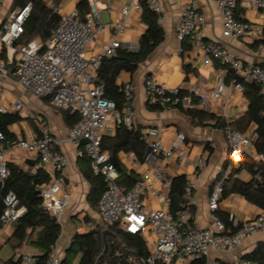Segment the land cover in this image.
Returning <instances> with one entry per match:
<instances>
[{"label":"built area","instance_id":"2783aa9c","mask_svg":"<svg viewBox=\"0 0 264 264\" xmlns=\"http://www.w3.org/2000/svg\"><path fill=\"white\" fill-rule=\"evenodd\" d=\"M43 1L58 14V22L44 41L32 39L22 43L20 38L25 32L24 23L31 11V3L10 9V3L6 8L5 0H0V77L15 81L36 98L47 99L54 108L77 115V121L67 129L66 140L78 149V155H84L89 160L92 173L102 176L105 182V190L97 201V213L105 228L139 233L148 250L145 264H182L183 261L208 260L211 252L230 253L253 233L264 234V211L247 222L229 215V225L213 214L218 208L223 179L230 171L239 168L246 155L264 158L263 155L254 153L248 134L225 130L228 156L222 176L214 183L208 199V209L213 218L212 229L195 228L189 221L190 211L197 203L196 184L192 177L185 179L183 208L176 217L169 213L170 181L166 166L171 162H178L185 167L189 163L182 133H178L167 145L152 132L144 133L152 156L158 157L160 162L143 167L128 189L118 183L119 172L111 162L110 153L101 148V139L111 127L122 125L132 130L135 126L130 106L132 86L129 83L121 85L124 106L119 110L112 101L103 97L102 85L94 82L97 69L103 59L113 55L116 49L123 46L135 48L130 43L122 45L120 37L130 27L132 13H141L142 3L154 12L159 24L162 22L161 1L127 0L119 7L118 17L106 24L99 17V0H87L89 12L83 18L77 7L61 11L58 3ZM180 1V17L176 27L178 43L191 39V49L205 64L219 63L228 67L241 81L233 80L229 84L237 92H242V82H253L264 93V65L244 63L223 42V39L249 42L264 37V0H212L220 13L221 40L210 42L204 41L200 36L199 29L204 16L198 11V0ZM238 3L256 9L262 22L239 19L235 15ZM107 8H112V4H107ZM106 32H111L113 36L106 42H101V36ZM143 87L145 102L149 105H158L165 110L178 103L186 104V99L178 96L179 87H167L151 77L144 79ZM225 89V82L219 79L209 90L194 87L191 92L207 106L211 101L220 100ZM1 92L0 88V95ZM24 109L23 103L16 99L6 112ZM30 116L38 121L36 115ZM37 125V136L27 134L18 137L11 144L5 141L0 131V184L9 175V156L12 153L34 155L48 176V181L39 188L41 205L61 224V215L70 203L69 193L64 189L63 176L68 159L56 148L58 141L51 135L48 125L40 121ZM148 195L162 197L164 206L146 208L144 199ZM3 204L0 228L5 229L23 214L24 207L18 204L12 192L4 195ZM60 261V252L54 245L44 264H60ZM20 264H36V259L32 255H22ZM211 264L222 263L212 261ZM230 264L259 263L239 259Z\"/></svg>","mask_w":264,"mask_h":264},{"label":"crops","instance_id":"0c3cea01","mask_svg":"<svg viewBox=\"0 0 264 264\" xmlns=\"http://www.w3.org/2000/svg\"><path fill=\"white\" fill-rule=\"evenodd\" d=\"M13 0H5L6 8L12 9ZM52 1V0H51ZM79 0H58L61 11H68L76 7ZM163 8V19L160 23L163 30V40L158 44L145 61L140 63L132 73L122 72L116 79V84L121 87L124 83L132 86L133 98L131 100L132 119L135 128H139L144 134L152 132L160 138L163 144H169L178 133L185 137L184 144L187 149L189 163L182 167L178 162H171L166 166V173L169 181L177 176L184 175L185 179L192 177L196 184L195 197L196 206L193 208L192 226L199 229H212V213L208 209V199L213 190L214 183L222 176L228 156V142L225 137V130L213 126V120H208L204 125H196L191 119L182 113L177 107L170 109L151 111L146 107L143 82L147 77L153 78L156 82L167 87H179L187 92L186 104L184 108H195L207 111L210 115L221 117L225 121H235L246 110V99L242 92L226 84V89L222 98L211 101L205 106L197 97L192 95L194 87L203 90L213 88L215 83L221 79L224 81L228 67L223 64H205L193 49L180 50V44L176 40V27L179 22L181 1L180 0H160ZM127 0H99L97 7L102 23L106 24L119 15V7ZM107 4H112V8H107ZM15 9V8H14ZM198 11L204 16V22L199 32L206 42L221 40V19L216 4L212 0H198ZM104 13L105 21L101 14ZM235 15L250 22H262L259 12L243 3H238ZM145 26L140 20V13L133 12L130 27L124 35L120 37L123 44L130 43L137 45L139 37L143 34ZM113 36L111 32H106L101 36L100 41L106 42ZM255 41L240 42L233 39H223L224 44L244 63L252 65H264V45H256ZM191 47V39L186 41ZM123 48H128L123 46ZM129 49V48H128ZM19 86L15 81L0 77V109L6 112L10 105L17 99L20 100L25 109L18 112L24 120L11 127V131L18 137L27 134L38 135V127H33L30 122L31 112L39 119L43 120L50 129L51 135L58 141L56 148L68 159V165L63 170L64 189L69 193L70 203L61 215V233L55 243L59 250L61 259L65 249L69 246L74 233H83L97 226L101 231L105 226L101 223L97 213V203L91 206L88 200L90 184L83 176V170L88 166L86 158L78 155V149L66 140V132L69 127L65 126L61 109L47 108L39 104L40 107L34 112L32 96L28 91L17 92L15 86ZM25 93L28 94L26 97ZM32 96V97H31ZM41 99V98H40ZM15 112V111H12ZM33 115V114H32ZM26 124L30 129H23L18 132L19 124ZM34 123V122H32ZM115 128L111 127L105 136H113ZM250 136V134H248ZM121 166L128 172L139 176L143 167L153 162H160L158 157H153L151 152L145 153L144 161L135 160L132 153L119 152L117 154ZM252 157L256 158L255 155ZM9 164L18 166L24 171L35 172L40 167V163L34 155L27 156L22 152H15L9 156ZM44 171V170H43ZM241 179H247L248 175L242 171L239 175ZM122 186V185H121ZM123 187V186H122ZM124 188V187H123ZM146 208L156 209L164 206L163 198L146 196L144 199ZM218 210L226 215H233L240 221L252 220L261 210L246 202L239 195H231L222 199L218 203ZM13 224L8 228H0V264H5L9 257L17 258L22 255L36 256L40 253L38 248L29 243V239L17 244L11 239ZM31 239V238H30ZM264 242L263 233H253L230 253L217 254L211 252L207 264L218 261L222 264H230L234 260L243 259L251 254L256 245ZM5 252V254H1ZM182 264H189L183 261Z\"/></svg>","mask_w":264,"mask_h":264},{"label":"trees","instance_id":"16d2710c","mask_svg":"<svg viewBox=\"0 0 264 264\" xmlns=\"http://www.w3.org/2000/svg\"><path fill=\"white\" fill-rule=\"evenodd\" d=\"M27 2L32 5L31 11L24 23L25 32L20 42L25 43L32 39L44 41L51 29L58 22L59 16L49 8L43 0H13L12 9L22 7ZM54 4L58 0H52ZM140 13V20L145 26L143 34L139 37L134 49L118 48L110 57L103 59L97 69L95 83L102 85L103 97L115 104L121 110L124 106V99L116 79L120 73L132 74L140 63L146 60L154 48L163 40L164 34L161 25L157 22L156 15L146 4ZM80 17L83 18L89 12L87 0H79L76 5ZM180 44V50H189L191 47L186 42ZM256 45H264V37ZM263 65V64H261ZM241 82L228 69L224 79L226 84L232 81ZM242 95L246 99V110L235 121H225L221 117L210 115L207 111L195 108H184L181 104L177 107L182 113L188 116L196 125H204L208 120H213V126L222 130L231 129L245 134H250L253 151L256 155L264 156V93L256 83H241ZM187 92L179 89L178 96L185 97ZM146 107L151 111L163 110L158 105ZM64 124L71 127L77 121V115L66 110L62 111ZM24 118L18 112H0V131L8 143L17 140V136L11 131L13 125L18 124ZM43 120L38 118V121ZM33 127L34 124L32 125ZM101 148L110 153L111 162L119 172L118 183L128 189L138 178L133 173H128L120 164L117 154L119 152L132 153L138 162L144 161L148 148L144 134L139 128L128 130L122 125L115 127L113 136H103ZM81 157L86 158L84 155ZM87 159V158H86ZM83 170V176L90 184L88 200L93 207L105 190V182L100 175L92 173L90 162ZM9 175L0 184V214L4 208L3 197L6 193L12 192L18 204L24 207L23 214L13 223L11 239L21 244L29 239V243L38 248L40 253L35 257L36 264H44L55 245L60 233L61 224L58 223L41 205L39 188L48 181V176L42 168L38 167L35 172L24 171L18 166L8 164ZM244 171L247 179H241L237 175ZM185 176L180 175L170 180L168 196L170 198L169 213L176 217L178 211L183 208V190ZM231 195H239L246 202L264 211V158L258 159L246 155L241 161L240 167L232 169L223 179L219 201ZM190 219L192 222L194 209H191ZM219 220L229 225L228 215L216 209L213 212ZM1 226V224H0ZM112 234H105L102 237L101 227L97 226L83 233H74L69 246L65 249L60 264H70L73 256L78 257V264H145L148 255L147 247L139 233H128L116 229H110ZM31 238V239H30ZM243 259L254 260L264 264V242L256 245L254 251ZM21 256L14 259L9 257L5 264H20ZM189 264H207L205 259L190 261Z\"/></svg>","mask_w":264,"mask_h":264},{"label":"rangeland","instance_id":"374dc122","mask_svg":"<svg viewBox=\"0 0 264 264\" xmlns=\"http://www.w3.org/2000/svg\"><path fill=\"white\" fill-rule=\"evenodd\" d=\"M101 16H102V19H103V21H105V15H104V13H102L101 14ZM16 88V90H17V92H22L23 90L19 87V86H15ZM28 94H26L25 93V96L26 97H28L27 96ZM32 97V96H31ZM32 99L34 100V103H33V105H31V106H33L34 107V112L38 109V107H40L39 106V104L40 105H42V106H44V107H47V108H52L50 105H49V103L47 102V101H45V100H43V99H40V98H36V97H32ZM33 115H35L33 112H31ZM30 124L31 125H33V124H35V123H31L30 122ZM35 126V125H34ZM36 126H38L37 125V122H36ZM23 129H30L29 127H28V125H26V124H24V123H22V124H19L18 126H17V130H18V132H23L24 130ZM62 226H64V223H61V227ZM2 255L3 254H5V252H2L1 253ZM69 262H70V264H78V257L77 256H73V257H71L70 258V260H69Z\"/></svg>","mask_w":264,"mask_h":264},{"label":"water","instance_id":"95a60500","mask_svg":"<svg viewBox=\"0 0 264 264\" xmlns=\"http://www.w3.org/2000/svg\"><path fill=\"white\" fill-rule=\"evenodd\" d=\"M150 153V148L148 147L147 150H146V154H149ZM105 234H112L110 230L108 229H105L102 231V237H104Z\"/></svg>","mask_w":264,"mask_h":264}]
</instances>
